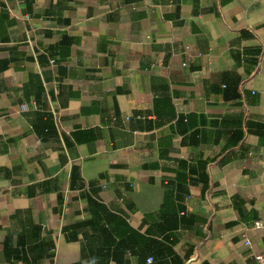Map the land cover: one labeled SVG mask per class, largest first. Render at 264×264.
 Masks as SVG:
<instances>
[{
    "label": "crops",
    "instance_id": "crops-1",
    "mask_svg": "<svg viewBox=\"0 0 264 264\" xmlns=\"http://www.w3.org/2000/svg\"><path fill=\"white\" fill-rule=\"evenodd\" d=\"M257 221L264 0H0V264H256Z\"/></svg>",
    "mask_w": 264,
    "mask_h": 264
},
{
    "label": "built area",
    "instance_id": "built-area-1",
    "mask_svg": "<svg viewBox=\"0 0 264 264\" xmlns=\"http://www.w3.org/2000/svg\"><path fill=\"white\" fill-rule=\"evenodd\" d=\"M54 61H52L53 63ZM254 229H259L263 232V236H264V222L263 221H257L254 224ZM245 244L248 246L250 245V241L248 239H246ZM255 261L256 264H264V250L258 254L255 255ZM154 262V259L152 257H150L149 259H147V264H152Z\"/></svg>",
    "mask_w": 264,
    "mask_h": 264
}]
</instances>
